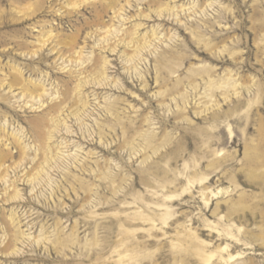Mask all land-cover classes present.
<instances>
[{"label": "rangeland", "instance_id": "rangeland-1", "mask_svg": "<svg viewBox=\"0 0 264 264\" xmlns=\"http://www.w3.org/2000/svg\"><path fill=\"white\" fill-rule=\"evenodd\" d=\"M0 264H264V0H0Z\"/></svg>", "mask_w": 264, "mask_h": 264}, {"label": "bare ground", "instance_id": "bare-ground-1", "mask_svg": "<svg viewBox=\"0 0 264 264\" xmlns=\"http://www.w3.org/2000/svg\"><path fill=\"white\" fill-rule=\"evenodd\" d=\"M119 46H120V45H119ZM110 50L113 51L114 49H110ZM41 91H42V93H39V92L36 93V92H34L35 94H28V95L31 97L32 100L37 99V100L40 102V98H43L42 96L44 95V90H41ZM47 103H48V102H47ZM47 103H46V104H47ZM37 105H39L38 108H41V107L45 106L44 103H43V104H40V103H39V104H37ZM49 106H50V105H49ZM30 108L34 109V104L31 105ZM58 108H59V106H57V105H52V106L49 107L48 110H50V112L53 111V110H54V111H57ZM50 138H51V137H49V139H50Z\"/></svg>", "mask_w": 264, "mask_h": 264}]
</instances>
